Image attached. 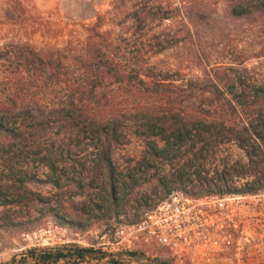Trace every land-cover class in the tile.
Returning a JSON list of instances; mask_svg holds the SVG:
<instances>
[{
  "label": "trees",
  "instance_id": "1",
  "mask_svg": "<svg viewBox=\"0 0 264 264\" xmlns=\"http://www.w3.org/2000/svg\"><path fill=\"white\" fill-rule=\"evenodd\" d=\"M176 1L173 7L170 0H110L103 14L92 4L91 15L86 17L94 23H75V32L80 34L71 35L61 48L40 50L29 43L0 45V209L21 208V217L29 218L31 204H46L31 187L48 184L62 190L64 181L73 184L75 181L68 179L66 169L58 164L91 152L98 163L95 167L93 162L91 168H104L111 188L110 207L106 212L98 207L99 215L93 219L109 221L119 216L121 202L117 203L114 195L116 188L124 187L126 176L117 172L113 155L115 148L130 138L144 141L151 161L175 168V184L188 196L264 192V175L242 189L227 188L228 177L231 183L242 176L249 179L253 175L246 168L258 167L259 156L264 159V76L253 79L252 70L242 63L238 68L205 71L202 79L187 80L177 73L175 77L157 75L147 64L145 48L168 44V39H161L162 34L154 33V22L166 24L182 19L196 23L190 17V8L197 0ZM227 5L230 19L257 25L263 53L264 0H229ZM4 63L14 70L7 77L2 71ZM31 88H42L49 94L28 101ZM56 89L63 93L58 94ZM119 90L134 100V112L127 116L117 111L123 106L117 99ZM37 141H51V145L47 149ZM229 143L236 144L252 165H237L243 172L227 166L217 173V179L209 181L205 177L209 160ZM38 164L55 177L41 180L33 171ZM145 164L152 169L151 163ZM79 165L86 168V163ZM195 183L208 189L205 193H188L187 186ZM96 188L92 182L77 189ZM48 213L56 223L70 229L83 231L87 227L66 221L59 210L52 208ZM34 224L4 218L0 230H25ZM125 256L145 261L137 254ZM86 257L83 249L74 248L30 258L37 264H59ZM93 258L107 264H128Z\"/></svg>",
  "mask_w": 264,
  "mask_h": 264
},
{
  "label": "rangeland",
  "instance_id": "2",
  "mask_svg": "<svg viewBox=\"0 0 264 264\" xmlns=\"http://www.w3.org/2000/svg\"><path fill=\"white\" fill-rule=\"evenodd\" d=\"M109 2L110 0H0V45L29 43L40 50L53 46L61 48L71 35L80 34L78 31L75 32V23L81 22L86 25L94 23V19L86 17L88 14L91 15L92 4L96 5V11L103 14L109 9ZM228 2L229 0H197V3L190 8V17L196 21L194 24L190 20L182 22V19L166 24L154 22L152 27L154 33L162 34L161 39H168V44L163 47H156L154 44V48L144 49L150 68H153L157 75L175 77L177 73L188 80L202 79L205 71L231 66L238 68L243 63L244 67L252 70L253 79L263 77L264 52H261L258 45V27L250 21L230 19ZM169 3L175 7L177 1L170 0ZM158 50L160 53H157ZM4 65L5 68L2 71L5 75L14 71L10 68V64L4 63ZM56 90L58 94L63 93L60 89ZM29 94L28 101L39 98L37 97L39 95H44L40 97L45 98L49 92L42 88H31ZM118 95H116L117 99L123 106L117 111L125 116L133 113L134 110L131 107L134 105V100L123 90H119ZM146 101L153 103V100ZM242 137L248 139L247 134H242ZM69 142L65 141V143ZM37 143L47 149L51 145V141H37ZM55 143L58 144L60 141ZM146 149L144 141L136 139L132 141L131 138L115 148L113 165L117 172L123 173L126 177L124 187L116 188L114 195L117 203L121 202L119 216L109 221L93 219L94 216L99 215L98 207H101L104 212L110 207L111 188L104 168L103 170L91 168L93 162L94 164L96 162L95 167L98 164L91 152L79 153V157H73L71 161L58 164L60 168L66 169L68 179L75 181L73 184L63 180L62 190L48 184L31 187L35 193L46 200V204L33 206L31 204L29 218L21 217V208L0 209V221L10 218L14 223L35 222L34 226L30 225L25 230L15 228L0 230V264H12L14 260L22 261L20 258V255L24 253L22 234L55 222L48 216L49 209L59 210L66 221L87 225L83 231L71 229L74 234L86 236L91 230L136 221L144 211L162 202L170 193L181 192V186L175 184V168L151 161L147 157ZM218 151V154L209 160L205 169V177L207 176L209 181L217 179V173L224 172L227 166L228 168L236 167L238 172H243L237 168V165H252L251 161L238 150L236 144H226ZM147 161L152 165L150 170L146 168ZM257 161L258 167L246 168L249 175L253 177L247 179L242 176L240 180L234 179L232 183L230 182L232 178L228 177L227 188L239 190L257 182L260 175H264V159L259 156ZM80 163H86V168H82ZM35 167L33 171L38 173L41 180L55 177L45 167L39 164ZM92 182L97 186L96 189L83 191L77 189L79 185ZM165 184L168 188L164 187ZM224 187L225 185L221 186V189ZM206 189L208 186L202 187L197 183L187 186V192L191 194L205 193ZM243 197L245 199L242 216L246 221L245 234L250 240L246 248L253 249L258 245V239L264 237V192ZM1 224L6 225L7 222ZM225 260V264H264V256L260 257L259 262L253 263L252 256L250 253L247 255L246 252L239 258L231 254Z\"/></svg>",
  "mask_w": 264,
  "mask_h": 264
},
{
  "label": "built area",
  "instance_id": "3",
  "mask_svg": "<svg viewBox=\"0 0 264 264\" xmlns=\"http://www.w3.org/2000/svg\"><path fill=\"white\" fill-rule=\"evenodd\" d=\"M241 195L188 196L172 192L162 202L144 211L133 222L74 234L66 226L51 222L23 233L20 258L15 264H37L30 252L83 249L108 254H137L145 261L171 264H225L227 256L239 258L245 234ZM87 237V238H86ZM33 255V256H36ZM108 260V259H106ZM95 260H63L59 264H87Z\"/></svg>",
  "mask_w": 264,
  "mask_h": 264
},
{
  "label": "water",
  "instance_id": "4",
  "mask_svg": "<svg viewBox=\"0 0 264 264\" xmlns=\"http://www.w3.org/2000/svg\"><path fill=\"white\" fill-rule=\"evenodd\" d=\"M62 251H66V249H58V250H55V251H44V252H49V253H52V252H55V253H59V252H62ZM83 252L88 255V256H91V257H95V258H105V259H108V260H117V261H121V262H132V263H135V264H166V263H163V262H151V261H140V260H135V259H131V258H128L122 254H108V253H102V252H94V251H89V250H83ZM37 252L35 251H32L29 253V255H36ZM16 260H14L12 262V264H15Z\"/></svg>",
  "mask_w": 264,
  "mask_h": 264
},
{
  "label": "crops",
  "instance_id": "5",
  "mask_svg": "<svg viewBox=\"0 0 264 264\" xmlns=\"http://www.w3.org/2000/svg\"><path fill=\"white\" fill-rule=\"evenodd\" d=\"M257 222H258V220H257ZM263 247H264V237L258 239V245L254 246L253 249L246 248V245L243 244V250H244L243 253L246 252L247 255L250 253V256H252V259H253V263H254V261L259 262L260 257L264 256ZM87 264H107V262L105 260H103V261H94V262L87 263ZM128 264H130V263H128Z\"/></svg>",
  "mask_w": 264,
  "mask_h": 264
}]
</instances>
